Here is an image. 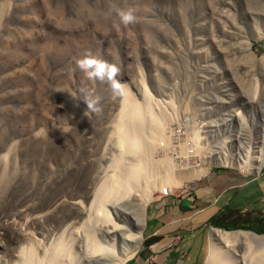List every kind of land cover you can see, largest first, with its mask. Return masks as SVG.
<instances>
[{"label":"rangeland","instance_id":"obj_1","mask_svg":"<svg viewBox=\"0 0 264 264\" xmlns=\"http://www.w3.org/2000/svg\"><path fill=\"white\" fill-rule=\"evenodd\" d=\"M129 9L136 21L124 24L118 12ZM88 52L120 68L122 93L77 67ZM82 89L101 98L100 113L88 111ZM127 94L137 104L150 97L152 112L168 117L162 144L171 148L160 144L154 159L173 152V179L156 184L145 221L163 188L180 199L212 173L256 178L264 166L249 173L245 150L264 137V0H0L1 260L29 246L42 256L70 221L81 223L118 152ZM220 155L226 162L212 164ZM133 195L131 215L108 209L132 232Z\"/></svg>","mask_w":264,"mask_h":264},{"label":"bare ground","instance_id":"obj_2","mask_svg":"<svg viewBox=\"0 0 264 264\" xmlns=\"http://www.w3.org/2000/svg\"><path fill=\"white\" fill-rule=\"evenodd\" d=\"M166 120L168 117L165 113L160 112L156 115L152 112L150 97L146 98L144 104H137L130 95H125L115 123L118 152L103 172L100 178L102 180L94 191L92 202L86 209L81 223L74 217L75 222L70 221V224L60 232L57 231L59 236L55 243L42 249V256L37 255L35 246H29L25 250L16 252L17 254L8 261L0 259V264H125L127 257L140 246L142 241L145 225L144 210L152 198L154 187L159 181L170 184L173 179L171 177H173L174 164L169 158L173 157V152L167 157L169 152L164 151L166 155L163 158L159 157L162 159H154L157 148L160 150L158 146L165 145L167 140V136L163 140V135L167 131L163 129L166 128L165 125L162 126ZM168 144L167 141V147L163 145L161 149L168 148ZM245 153L255 159L248 172L259 174L264 166V137L261 142L251 143ZM215 158L211 161L214 165L226 162V158L221 155ZM247 162L245 160L244 165H247ZM205 174L206 172L203 171L192 176ZM141 183L142 189H140ZM134 191H139L140 196L136 192L133 193ZM133 194L140 197L134 199L138 202V212L133 216L132 223L134 232L128 226L127 228L126 225L120 224V218L112 216L108 211L111 207L116 209L120 216L131 215L126 211L129 209L126 208L125 203L129 200L132 202ZM69 234L70 239L69 237L67 239ZM124 239H127V245L118 250L119 240ZM240 245L244 246L243 251L238 250ZM206 264H264V235L259 236L241 230L226 232L212 228L210 253Z\"/></svg>","mask_w":264,"mask_h":264},{"label":"crops","instance_id":"obj_3","mask_svg":"<svg viewBox=\"0 0 264 264\" xmlns=\"http://www.w3.org/2000/svg\"><path fill=\"white\" fill-rule=\"evenodd\" d=\"M158 199L148 212L141 246L125 264H205L207 230L221 213L230 214L226 224L264 229V170L251 179L235 171L212 173L180 199Z\"/></svg>","mask_w":264,"mask_h":264},{"label":"clouds","instance_id":"obj_4","mask_svg":"<svg viewBox=\"0 0 264 264\" xmlns=\"http://www.w3.org/2000/svg\"><path fill=\"white\" fill-rule=\"evenodd\" d=\"M118 14L124 24H132L136 21V17L132 9L127 11L119 10ZM76 65L86 74L87 78L110 84L114 93H122L125 88V85L117 79L120 75V68L116 64L98 58L88 52L82 58L76 60ZM81 91L85 93L83 101L87 105L88 111L100 113L102 111L101 98L98 95H95L91 90L82 89ZM160 196L164 197L162 195Z\"/></svg>","mask_w":264,"mask_h":264},{"label":"trees","instance_id":"obj_5","mask_svg":"<svg viewBox=\"0 0 264 264\" xmlns=\"http://www.w3.org/2000/svg\"><path fill=\"white\" fill-rule=\"evenodd\" d=\"M226 221H230V214L229 213H221L218 216L214 217L210 223L212 226L220 229H224L226 231L229 230H246V231H253L257 234L263 233V231L255 230L253 227H246V226H240L237 221H234L233 223L226 224Z\"/></svg>","mask_w":264,"mask_h":264},{"label":"built area","instance_id":"obj_6","mask_svg":"<svg viewBox=\"0 0 264 264\" xmlns=\"http://www.w3.org/2000/svg\"><path fill=\"white\" fill-rule=\"evenodd\" d=\"M160 193L164 197H169V196L172 195V192H171V190L169 188H163Z\"/></svg>","mask_w":264,"mask_h":264}]
</instances>
